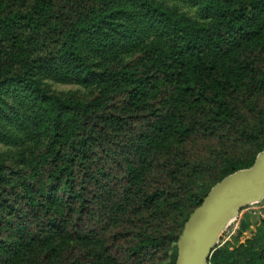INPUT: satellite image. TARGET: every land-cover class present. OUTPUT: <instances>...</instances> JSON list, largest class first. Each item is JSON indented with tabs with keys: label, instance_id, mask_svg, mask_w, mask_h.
I'll return each instance as SVG.
<instances>
[{
	"label": "trees",
	"instance_id": "16d2710c",
	"mask_svg": "<svg viewBox=\"0 0 264 264\" xmlns=\"http://www.w3.org/2000/svg\"><path fill=\"white\" fill-rule=\"evenodd\" d=\"M262 152L264 0H0V264H175Z\"/></svg>",
	"mask_w": 264,
	"mask_h": 264
},
{
	"label": "water",
	"instance_id": "95a60500",
	"mask_svg": "<svg viewBox=\"0 0 264 264\" xmlns=\"http://www.w3.org/2000/svg\"><path fill=\"white\" fill-rule=\"evenodd\" d=\"M264 199V152L253 166L217 183L185 223L175 264H210L218 240L245 206Z\"/></svg>",
	"mask_w": 264,
	"mask_h": 264
},
{
	"label": "rangeland",
	"instance_id": "374dc122",
	"mask_svg": "<svg viewBox=\"0 0 264 264\" xmlns=\"http://www.w3.org/2000/svg\"><path fill=\"white\" fill-rule=\"evenodd\" d=\"M56 90L63 92L75 91L76 88L72 86H55ZM264 221V203L251 204L245 206L239 214V229L236 234L230 237V239L225 242L226 238H229L226 232L222 234L216 245V250L222 248H229L231 250L238 248L241 244H245L250 240L258 226ZM244 224H250L247 229L243 228ZM171 251H169L165 258L159 264H170Z\"/></svg>",
	"mask_w": 264,
	"mask_h": 264
},
{
	"label": "built area",
	"instance_id": "2783aa9c",
	"mask_svg": "<svg viewBox=\"0 0 264 264\" xmlns=\"http://www.w3.org/2000/svg\"><path fill=\"white\" fill-rule=\"evenodd\" d=\"M260 203H264V199L262 200V202ZM260 203H257V204H260ZM239 229V217L232 220L228 226L226 227V229L224 230V232L222 234H224L226 232V234H228L229 238H226L225 239V242H227L231 236H233L234 234L237 233Z\"/></svg>",
	"mask_w": 264,
	"mask_h": 264
}]
</instances>
